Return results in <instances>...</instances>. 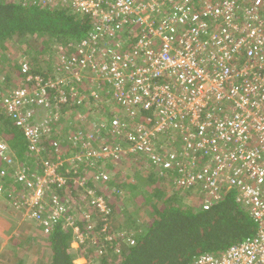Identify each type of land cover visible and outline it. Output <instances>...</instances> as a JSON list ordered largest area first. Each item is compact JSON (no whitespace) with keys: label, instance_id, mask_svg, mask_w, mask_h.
Segmentation results:
<instances>
[{"label":"built area","instance_id":"2783aa9c","mask_svg":"<svg viewBox=\"0 0 264 264\" xmlns=\"http://www.w3.org/2000/svg\"><path fill=\"white\" fill-rule=\"evenodd\" d=\"M240 3L241 0H198V8H194L191 0H73L77 10L92 15L99 23L97 34L82 41L87 45L80 48L82 58L60 55L58 65L67 72L58 73L55 82H43L22 64V71L28 73L26 79L33 80L39 92L13 87L3 99V107L22 128L34 154L40 151V136L51 128L50 114L45 113L41 122H35L27 104L49 106L48 88H58L60 101H65V91L57 86L60 82L80 102V92L65 85L72 79L79 80L81 75L91 81L103 79L111 83L114 95L126 109L140 105L154 110L153 125L140 123L128 133L133 140L128 152L145 151L152 160H159L150 138L167 129L180 130L183 161L188 166H181L184 172L179 186L205 177L204 188L217 197L222 187L235 188L236 201L247 208L255 222L253 237L219 254L203 253L190 264H264V20L257 9L249 8L238 20ZM131 25H137L139 30L129 48H123L119 35L111 38L110 45H101L98 36H110L113 28L120 33ZM159 78L167 82L157 81ZM90 94L99 96L95 88ZM57 117L54 112L53 118ZM102 124L96 130L100 131ZM116 127L118 135L124 131L119 119L113 121L112 130ZM118 146L103 145L85 153L78 150L70 158L43 161L42 171L37 174L30 175L24 166L17 165L13 176L26 186L17 207L24 208L25 217L40 220L47 209L45 205H50L42 221L44 231L48 232L58 218H64L76 238L82 240L84 235L74 215L53 189L66 182L61 166L65 162L76 166L93 156L117 158L126 151ZM55 152L60 151L55 148ZM202 157L203 163L198 162ZM0 158L7 168L17 163L8 144L1 140ZM169 166L167 160L164 167ZM1 173L5 174V170ZM80 180L82 186L84 178ZM88 195L82 214L89 217L90 205L105 218V198L93 189L88 190Z\"/></svg>","mask_w":264,"mask_h":264},{"label":"trees","instance_id":"16d2710c","mask_svg":"<svg viewBox=\"0 0 264 264\" xmlns=\"http://www.w3.org/2000/svg\"><path fill=\"white\" fill-rule=\"evenodd\" d=\"M197 1L191 0L194 8H198ZM257 2L261 3L255 4ZM246 8L257 9L264 20V0H241L237 11L238 20L242 19L243 10ZM98 24L95 17L77 10L73 0H0V140L8 144L14 160L17 161L13 167L7 168L0 158V197L8 196L7 191H3L10 184L12 195L8 197L10 202L15 201L13 206L19 209L16 210L18 212L24 210L23 207H17V204L25 193L26 186L23 181L13 176L15 168L17 165L24 166L28 174H37L42 171L43 161L53 162L66 157L61 155V150L67 146L68 140L64 141L66 138L61 140L56 136V130L66 123L67 111L72 112V115L96 113L95 116H99L97 110L103 112L100 120L103 123L102 129H109L107 138L114 139L118 147L125 150L133 144L128 133L136 125L154 124L153 109L140 105L126 109L114 95L111 83L103 79L97 80L98 82L91 81L81 75L79 80L72 79L65 85L74 86L80 92V102L71 97L68 89L60 82L57 86L65 91V101H60L58 88H48L49 106L39 108L37 103L27 104L34 116L50 114L48 119L50 118L51 128L40 136L37 142L40 151L34 154L28 147L22 128L3 107V99L11 93L13 87L24 86L31 92H39L35 82L26 79L28 73L39 76L43 82L57 81L58 73L67 71H61L60 66H54L55 61L58 62L60 55L75 56L80 60V48L87 46L82 45V41L91 39V34H97ZM138 30L137 25L126 26L120 33L113 28L110 36L102 35L98 38L100 43H103L101 45H110L111 38L119 35L123 40V48L127 49L136 38ZM59 46L62 49H59ZM22 64L28 65V73L22 71ZM158 80L167 82L166 79ZM87 81L90 84L83 85ZM94 88L98 97L90 94ZM108 98H111L112 102L106 101ZM112 107L117 108V113L110 112L114 109ZM54 112L58 113L56 119L53 118ZM117 117L124 128L119 135L117 127L112 130L113 121ZM35 122L39 123L41 120ZM168 130L156 133L150 138L152 150L158 154L159 160H152L145 151L126 150L117 158L95 156L90 163L78 162V165L71 167L66 163L62 164L61 171L67 178L66 182L53 189L59 201L74 215L84 238L77 239L72 226L66 225L64 218H58L51 224L50 230L45 232V224L42 221L46 219V211H49L50 207L45 205L47 209L41 215V221L30 219V222L22 224L32 226L33 230L25 238V244L20 243V237L11 233L10 250H15L14 253H25L16 255L17 261L8 264H76L78 257L85 258L83 264H190L203 253L219 254L230 246L253 237L255 222L247 208L236 201L235 188L222 187L217 197L204 188L205 177L179 186L178 182L182 178L180 176L184 172L181 166H188V162L183 161L184 141L181 139L180 130L173 129V133ZM104 137L102 138L105 139ZM54 142L58 144L57 147ZM93 142L96 143L92 141L91 144ZM55 148L60 152H55ZM27 160L33 163L27 166ZM167 160L170 166L164 167ZM198 162L203 163V157L199 158ZM106 163L112 165L111 177H116V180L98 175L101 170L102 173L105 172L101 166ZM201 168L202 166L199 170ZM2 170H5V174L1 173ZM87 175L96 178L91 179ZM78 177L84 178L82 186L75 182ZM167 179L169 181L164 184ZM159 180L162 182H158ZM142 183L153 185L150 194ZM83 187L85 189L82 191ZM90 189L105 198L108 207L105 218L90 205L89 217L82 214V208L89 202ZM129 189L137 191L136 196H139V199L136 204H147L148 212L143 224L136 218V209L128 211L122 208L126 207L122 197L128 194ZM80 190L82 193L78 197L76 193ZM205 200L208 201L205 203ZM117 220L122 224L117 223ZM124 223H127V226H124ZM22 225H19L20 230ZM114 228L119 231L117 237L115 232H112ZM34 243L38 244L39 250L40 246L48 247L49 258H45L42 253L34 254L31 247Z\"/></svg>","mask_w":264,"mask_h":264},{"label":"rangeland","instance_id":"374dc122","mask_svg":"<svg viewBox=\"0 0 264 264\" xmlns=\"http://www.w3.org/2000/svg\"><path fill=\"white\" fill-rule=\"evenodd\" d=\"M58 63L59 62L55 61L54 66H59ZM83 85H85V84H83ZM87 85H89V84L86 83V86ZM106 101L112 102V99L111 98H108ZM112 108H114V107H112ZM111 111H114V114H115V113H117V108L111 109L110 112ZM67 112H68V116H67V119L68 120L66 121V123L64 125H62L61 127L57 128V130H56V136H59L61 138V140H63V139L66 138L64 141H67L68 140L67 143H69L71 141L70 139L72 138L73 141H71V142H72V144H74L73 147H77V146H79L78 145L79 142L78 141H75L74 139H78L79 140L80 138L86 136L87 134L85 133V131L88 130V129H90V127H91V124H90L91 120L92 121L93 120L99 121L101 116L100 117L95 116L96 113L95 114H87L86 111H85L86 115H83V114L80 113L81 114V117H79L80 114H77V115L74 114V115H72V112H69V111H67ZM97 112H98L99 115H102V113H103L100 110H97ZM119 114H120V111H119ZM40 116H41V114L38 115V116L36 115L34 117V119L35 120H41V118L43 116L42 117H40ZM71 117H72V121L70 122ZM77 119L83 120L82 121V124H80L79 122H77ZM117 119H118V117H117ZM78 124H80V125L78 126ZM97 131L98 130L95 129L92 132V139L93 140H98L97 143H100V144H98V146L99 145L100 146H103V145L110 146V145H113V144H117V142H115L114 139H111L110 137L107 138L106 133L105 134H100V135H103L102 137L106 136V137H104L105 139H103L102 137H98L97 134L95 133ZM168 132L169 133H173L172 131H168ZM71 150H72V148L69 147V148H67V151L66 152H70ZM61 152H62V150H61ZM63 153H64V149H63ZM31 163H33V162L32 161L29 162L27 160V166L31 165ZM101 168L105 169V172L103 171L105 175L102 173V170L98 172V175H103V176H105V178L111 177V175L113 174V172H112V165L111 164H107L106 163V164L102 165ZM139 169H141V167ZM126 172L127 171L125 169V173ZM87 177L88 178H91V179L92 178H96V177H90L89 175H87ZM111 179H115L116 180V177H111ZM79 181H81L79 178H75V182L76 183L79 184ZM117 181H118V179H117ZM168 181L169 180L167 179V181H165L163 183L165 184ZM158 182H162V180H159ZM142 185L143 186H146L145 188H146L147 191H149V194H150V192L152 191L153 185L152 184H149V186H147V185H145L143 183H142ZM157 185H158V183L156 182L155 186H157ZM161 187H163V185ZM11 189L12 188H11V186L9 184L5 188V190L3 192L7 191L8 196H11L12 195V190ZM81 189L83 191L85 189V187H83ZM163 189H166V188H163ZM82 191L81 190L80 191H77L76 195L78 197H80L79 195H81ZM131 191H132V194L130 195ZM170 191H171V189H170ZM136 195H138L137 194V191H134L133 189H129L128 194L123 195V197H122V200H123L124 204L126 205V207L123 206L122 208H125L128 211H133L134 209H136V211H135L136 218H137V220L139 222H141L143 224V223H145L146 216H147V212H148V210L146 209L147 204H144V202L143 203L142 202H139V203L136 204V200L139 199V196H136ZM2 196H3V198L0 197V221L6 219L5 222H7L6 223L7 225H15V227H16V225H22L25 222H30V218L25 217V215H24V213H22V211H19V212L16 211V210H19V209H16L14 207L15 206L14 205L15 204V201L10 202L8 196H4V195H2ZM18 207H20V206H18ZM12 213H16V214H12ZM117 223L122 224V222L119 221V220H117ZM123 225L124 226H127V223H124ZM112 232H115L114 234H115L116 237L119 234V231H117V228H114V231H112ZM108 238H110V236ZM21 239H22V241L20 243L25 242V238L24 237H22ZM23 244H25V243H23ZM31 247H32V252L34 254H36V253L37 254L42 253V255L45 258L46 257L49 258L50 252H49V248L48 247H46V246L43 245V246H40V250H39L38 249L39 246L36 243L32 244ZM3 254H4V252H3ZM10 258H13V257L11 256ZM2 259L5 260V262H2V260H1L0 261L1 264H8L9 262H13L12 259H9V258H8V260H6L7 258H5V259L2 258ZM14 262H15V260H14ZM75 263L76 264H83V263H85V258L84 257H78V259L75 260ZM34 264H36V263H34Z\"/></svg>","mask_w":264,"mask_h":264},{"label":"crops","instance_id":"0c3cea01","mask_svg":"<svg viewBox=\"0 0 264 264\" xmlns=\"http://www.w3.org/2000/svg\"><path fill=\"white\" fill-rule=\"evenodd\" d=\"M100 116L101 115H99L97 117H100ZM71 121H72V119L70 120V122ZM82 121L83 120L80 121V120L77 119V122H79L80 124H82ZM80 124H78V126ZM90 124H91L90 129L85 131V133L87 135L79 139V141H78L79 142L78 143L79 146L73 147L72 144H69L70 142L69 143L66 142L67 146L65 148H62L61 155H66L67 158H70L78 150H79V152H84L85 153V150L97 149L100 146V145L98 146V144H100V143H97L98 140H93L92 137H90V135H92V132L101 125V120L99 121V125H98V121H95V120H93V121L91 120ZM95 133L98 134L97 135L98 137L100 136V134H105L106 133V135H107V132H105L103 129H101L100 131L95 132ZM88 140L96 141V143L93 142L91 144L92 141L90 142ZM84 143L86 144V147L83 146ZM69 147H71L72 150L70 152H66L67 148H69ZM63 149H64V153H63ZM93 157H95V156H93ZM93 157H88L87 159L84 160V163L85 162H87V163L92 162L94 160ZM65 163L67 164V162H65ZM67 165L69 166V164H67ZM5 220H1L0 221V225H1L0 226V261L2 260V262H5V260H3L2 258H4V259L7 258L6 260H8V258H9V259H12V261H14V260L17 261V256L16 255L20 256V255H23L25 252L17 251V253L16 252L14 253L15 250H10L9 247L11 246V242H12V241H10L11 240L10 239V235L12 233V234H15L16 236H18L20 238H22V237L26 238L28 233L33 231L32 230V226H30L28 224L27 225L25 224V225H22V229L20 230V226L19 225H17L16 227H15V225H7L6 224L7 222H5ZM21 232H23V233L21 234ZM15 249H17V248L15 247ZM3 252H4V254H3ZM26 253H28V252H26ZM11 256L13 258H10Z\"/></svg>","mask_w":264,"mask_h":264}]
</instances>
